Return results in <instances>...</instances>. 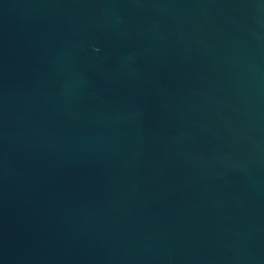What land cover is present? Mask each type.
Instances as JSON below:
<instances>
[{
  "label": "water",
  "instance_id": "water-1",
  "mask_svg": "<svg viewBox=\"0 0 264 264\" xmlns=\"http://www.w3.org/2000/svg\"><path fill=\"white\" fill-rule=\"evenodd\" d=\"M0 264H264V0H0Z\"/></svg>",
  "mask_w": 264,
  "mask_h": 264
}]
</instances>
